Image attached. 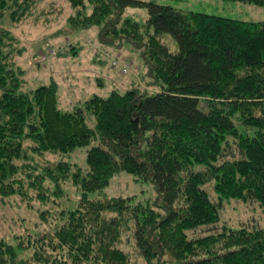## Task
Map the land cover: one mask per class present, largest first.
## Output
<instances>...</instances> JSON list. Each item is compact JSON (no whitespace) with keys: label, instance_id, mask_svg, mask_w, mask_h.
Wrapping results in <instances>:
<instances>
[{"label":"trees","instance_id":"16d2710c","mask_svg":"<svg viewBox=\"0 0 264 264\" xmlns=\"http://www.w3.org/2000/svg\"><path fill=\"white\" fill-rule=\"evenodd\" d=\"M36 1L0 0V15L14 22L35 15ZM68 1L76 9L71 30L97 29L87 43L92 53L123 43L141 49L160 88L133 83L65 110L56 82L24 90L16 60L21 40L0 27V195H28L31 188L42 198L47 179L59 186L72 180L81 190L68 222L53 232L17 244L1 237L0 264H137L119 247L130 229L144 264H264V227L230 228L221 218L232 199L264 208V21L146 0ZM128 7L145 8V23L123 19ZM82 42H72L67 55L84 49ZM92 141L86 168L31 162L37 153H68ZM123 171L151 182L155 202L91 196Z\"/></svg>","mask_w":264,"mask_h":264},{"label":"rangeland","instance_id":"374dc122","mask_svg":"<svg viewBox=\"0 0 264 264\" xmlns=\"http://www.w3.org/2000/svg\"><path fill=\"white\" fill-rule=\"evenodd\" d=\"M146 1L245 21H264V6L235 0ZM36 3L35 15L27 18L14 22L8 14L5 15V11L0 15V27L10 29L21 40L18 46L23 49V53L16 60L24 70V90L56 82L59 86L60 106L69 110L66 107L72 106V109L75 105L80 106V99L86 100L95 93L108 97L114 89L125 92L128 89L126 87L133 83L140 82V85L148 89L153 87L151 91L160 88V83L154 81V77L149 73L141 49H134L128 43H123L120 49L117 46H102L99 49L100 54L110 58V61H103L102 57H99L100 54L97 56L92 53L90 45H87L95 42L97 36L95 26L81 29V32L70 29L68 21L71 15L76 14V9L68 0H37ZM52 8H56L60 13L54 14L51 12ZM90 13L91 9L88 10V14ZM147 16L145 8L128 7L123 19L129 17L145 23ZM165 40L170 43L173 51L178 49V44L171 35L165 36ZM75 41H83L82 43L87 46L77 54L68 56L69 46ZM115 63L118 64L114 65ZM121 63L124 66L128 64L126 71ZM2 93L0 89V97ZM95 122L94 116L90 115L88 124L94 127ZM95 143L96 141H92L91 144L68 153L58 151L37 153L31 162L39 169L42 166L48 167L47 165L52 167L61 160L86 168L87 152ZM39 171L37 169L36 172ZM44 185L48 186L50 191L42 190L46 196L42 198L38 197L36 189L31 188L28 189V195H22L20 192L12 193L5 198L0 195V238L17 244L19 240L27 241L31 236L34 238L42 233L53 232L58 224L68 222L69 213L77 208L80 188L72 180L62 181L59 186L47 179ZM98 194L92 193L91 196L106 199L118 195L134 196L135 200L144 203H154L157 197L156 189L151 182L136 181L132 174L124 171L113 178L103 194ZM105 215L112 214L107 212ZM221 218L222 223H226L230 228H239L244 224L264 227V208L258 203L232 199L225 201ZM119 247L127 251L131 258H137V264H144L135 249L131 229L122 235Z\"/></svg>","mask_w":264,"mask_h":264},{"label":"built area","instance_id":"2783aa9c","mask_svg":"<svg viewBox=\"0 0 264 264\" xmlns=\"http://www.w3.org/2000/svg\"><path fill=\"white\" fill-rule=\"evenodd\" d=\"M118 64V63H117ZM116 63L114 64V65H117ZM128 64H126L125 66L124 65H122V68H123V66H124V71H126L127 69H126V66H127Z\"/></svg>","mask_w":264,"mask_h":264},{"label":"crops","instance_id":"0c3cea01","mask_svg":"<svg viewBox=\"0 0 264 264\" xmlns=\"http://www.w3.org/2000/svg\"><path fill=\"white\" fill-rule=\"evenodd\" d=\"M57 63V62H56Z\"/></svg>","mask_w":264,"mask_h":264}]
</instances>
